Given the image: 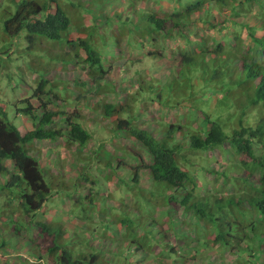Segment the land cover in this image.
I'll list each match as a JSON object with an SVG mask.
<instances>
[{
  "label": "rangeland",
  "instance_id": "rangeland-1",
  "mask_svg": "<svg viewBox=\"0 0 264 264\" xmlns=\"http://www.w3.org/2000/svg\"><path fill=\"white\" fill-rule=\"evenodd\" d=\"M19 1L21 0H0V109L6 114L11 125L21 133L27 128L31 129V119H27L28 123H26L20 120L21 115L16 114L18 109L23 108L18 101L25 99V95L30 94L31 88L38 84L42 70L47 71V75L42 78L50 80V83L55 86L54 91L59 92L58 94L68 103L75 105L74 96L79 90L66 91L65 87L72 88V79L83 76V72L80 68L73 67L70 60L73 52L68 55L66 48L74 45L66 41L76 42L80 39L102 53L103 64L106 68L110 66V74L106 75L104 80L111 83L115 90L103 93L106 89L99 90L97 86H94L89 95L81 101L82 104H86L85 100L93 99L91 103H101L96 106L89 103L91 110H86L84 106L81 107V119L83 120L81 123L90 135V141L86 144L85 150L81 148L76 152L79 147L68 148L61 140L50 144L44 152L45 148H37L43 152L38 162L46 177L51 176L53 180H51L52 188L48 184L50 199L46 202L45 208L41 213L36 212L35 216L30 217L34 222H43L39 215L44 212L49 214L50 217L46 216V221L50 223L62 218L64 227L71 231L69 234L71 237L68 239L72 241L69 245L71 243V248L77 255L85 257L98 250L102 252L101 256L104 258L100 257V259L106 264H128L129 260L124 261V259L130 258V254L134 252L130 253L131 249L127 247V243L133 240L135 235L124 233L125 228L119 229L121 220H129L133 230L141 228L142 225L151 224L152 228H155L153 234L159 235L154 236L155 240L163 237L164 228L166 234L172 232L167 229L166 222L162 220L161 215L168 208L165 202L161 201L159 194L147 199L148 204L145 201L144 205H136L140 192L144 196L148 195L146 191L158 192L153 188L155 183H152L148 174L142 170L138 174L139 182L131 184L132 171L125 167H118L117 163L125 160L130 166H136L139 158L131 151H136L144 158L147 156L139 143H132L126 130H116L118 133L113 135L109 120L102 117L100 110L102 102L114 104L113 120L114 118L126 119L130 122V128L146 130L157 138L164 134L163 123H170L173 120L182 127L180 130L182 133L188 131V128L199 130L201 126L205 127L206 124H201L202 120L198 111L212 116L210 120L220 121L228 136L237 127L242 112L245 113L243 116L245 121H248L250 116H256L257 120L262 118L264 108L261 103L241 109L238 97H232V100L229 98L220 100V97L211 94L215 91L214 85L218 83L203 80L206 79L210 70H207V74L206 71L202 73L200 67L202 55L199 47L209 43L207 38L211 37L210 35L217 40L222 35H227V31L231 29L230 26L220 36L217 31L224 25L223 21L229 17V12L211 13L213 25H215L213 32L211 30L208 32L207 24L197 20L198 22L190 24L184 30L185 35L190 39L188 44L181 39L176 43L172 40H164L166 44L160 41L154 45V48L151 46L153 41L150 40L153 38L150 35V24L146 23V18L150 13L157 17L162 15L160 13L170 15L174 9H177L175 0H61L60 3L67 17H70L72 21L70 31L63 34L61 41L50 40L46 37L36 38L33 47L29 50L30 44L26 40V31H22L15 38H10L3 33L2 29L3 21L7 18L2 17L6 15L7 8L14 9ZM252 16H246V18L251 19L249 20L251 25L258 27L260 22ZM201 17L203 19L202 15ZM175 35L173 33L174 37ZM158 39L163 40L161 37ZM140 41L143 42L142 47L137 45V43H142ZM178 49H182L180 53ZM160 50L163 52L161 57L147 55L149 52L155 53ZM186 51L188 53L195 51L198 68L190 69V66L183 65L174 73L175 61L178 60L180 54H186ZM67 59H69L68 62ZM139 85L141 88H138ZM120 107H123V111L117 114V109L120 110ZM62 108L63 106L60 109ZM58 126L56 129L64 132L65 126L62 123ZM94 131L101 133L96 136ZM221 148L191 156L193 169L191 170L190 166L188 168L197 180L198 188L192 194L191 204L194 203L195 206L191 209L190 217L193 221L198 220L211 227L197 233L194 238L189 237L192 243L195 239L206 238L208 232L214 235L223 227L226 228L223 224L216 225L210 224L206 219L199 220L198 216L203 211L206 215L214 217L215 221L224 215L227 218H234L237 222L231 227L254 224L257 228L255 229L256 238L258 237L257 232L264 229V216L247 204L239 207L225 204V209H217L216 196L231 193L230 185L221 188L227 182L226 175L222 171L227 170L230 178L237 176L235 169L232 168L235 163L231 161L232 153L228 148L224 152ZM63 161V165H60ZM183 166L187 167V165ZM242 176L247 177L245 173ZM255 178H258L256 172L253 176V179ZM45 181L48 183L49 178ZM237 183L248 191L251 186L255 185L252 181L242 178L238 179ZM12 190L18 194L23 192L21 188L16 191L14 188ZM167 191L163 190V192ZM0 193V229L4 231V234L0 233V236L6 238L13 246L11 249L8 248L5 254L7 259L15 262L16 256L22 253L14 248L17 235L12 237L10 232L15 230V234L19 233L21 236L26 234L27 224H23L26 218L22 207L18 205V200H14V197L12 199L13 195L10 196L9 190L1 187ZM204 193L207 195L204 196ZM211 203L212 207H210ZM173 207L177 209L176 204ZM64 214L70 215L63 216ZM178 220L179 215L172 218V224H176ZM161 225L164 228L161 229ZM218 227L221 229L219 230ZM99 228L100 233L96 232ZM169 229H172V225ZM135 232L140 234L139 230ZM181 232L184 231L181 230ZM191 236L193 237V234ZM33 237L37 236L33 235ZM80 240L83 241L80 242ZM201 244L200 242L198 246ZM91 246H95V249ZM143 250L145 251L146 248ZM258 252L261 255L259 248ZM3 253L0 252V254ZM236 253L241 259L236 264H261L258 260L243 262L242 250H237ZM222 254L226 259H221ZM72 255H74L73 252ZM178 256L190 260L184 254L178 253L176 257L160 259L156 257L155 262L150 259L144 264H156L157 261L158 264H177V259L182 263L185 262ZM208 256H204L203 259L198 257L194 261L190 260V263L208 264L209 261L210 264H235L237 259L217 249L210 252ZM136 258L133 256L132 260Z\"/></svg>",
  "mask_w": 264,
  "mask_h": 264
},
{
  "label": "trees",
  "instance_id": "trees-1",
  "mask_svg": "<svg viewBox=\"0 0 264 264\" xmlns=\"http://www.w3.org/2000/svg\"><path fill=\"white\" fill-rule=\"evenodd\" d=\"M60 1H19L14 9L7 8L6 15L4 14V17H2H7L2 24L3 33L10 38H15L22 31H26V40L30 44L29 50L33 47L36 38L46 37L50 40L61 41L63 34L70 31L72 21L70 17H67ZM175 2H177L179 8L170 15L161 13L160 17L153 14L147 16L146 23L150 24V27H148L153 38V40H150L153 41L151 45L154 46L159 37L163 40L171 39L174 43L181 39L188 44L190 39L185 35L184 30L192 24L190 22L191 17L207 24L206 30L213 32L215 25H213L211 13L221 12L225 14L224 12H229V17L223 21L224 25L219 26L220 28L217 31L220 36L230 26L231 29L227 31V35H222L219 40L210 35L211 37L207 38L209 43H206L205 47H201L199 50L202 55L200 65L202 73L206 71L207 74V70H210L206 79L203 80L218 83V85H214L215 91L211 94L220 97V100L227 98L232 100V97H238L241 109L256 106L258 103H261L264 108V26L256 27L251 25L249 21L251 19L243 18L250 14L252 10L255 11L257 16H261L264 12V1L261 4L259 0H193L192 3H181L182 0H175ZM237 19L241 21H237ZM173 33L176 34V37H173ZM66 42L74 45L70 47L74 52L70 58L73 67L80 68L83 72L81 78L72 79V88L65 87L66 91L79 90L74 101L75 105H71L58 94L59 92L54 91L55 86L49 80L42 78L44 75L42 72L41 79L33 88L31 96L18 101V104H22L23 108L18 109L16 114L21 115L20 118L31 119V129L21 133L9 123L6 114L0 109V175H8L7 185L2 186L0 183V188L3 187L9 190L10 196L13 195L12 199L14 197V200H18V205L22 207L26 218L23 224L27 222L34 225L39 232L38 243L35 246L39 250V261L41 262L36 264H106L102 260L104 258L100 252L93 251L94 253H89L85 257L75 254L76 252L71 248V243L69 245V242L72 241L68 239V237H71L69 236L70 232L64 227L62 218L55 219L56 223L54 221L48 224L40 221L34 222L30 217L35 216L38 211V213H41L45 208V203L50 199L48 184L52 188L51 180L53 179L51 176L46 177L38 160L30 154V152L34 153L35 151L29 152L28 145L42 141L54 144L57 140H61L68 148L75 146L79 147L78 150L81 148L85 150L86 144L90 141V135L81 123L83 120L81 119V107L79 105L82 103L80 102L89 95L94 86H97L99 90L106 89L105 93L115 91L112 84L104 80L105 76L110 74V66L106 68V65L103 64L102 53L92 48L88 42L80 39L76 42L72 40ZM137 45L142 47V44L137 43ZM194 52L179 55L173 66L174 73L183 65L190 66V69L192 67L198 68ZM162 53L160 50L147 55L161 57ZM138 88H141V86L139 85ZM62 106L63 108L60 109ZM85 109L91 110V107L88 106ZM100 110L102 116L109 120L113 135L117 134L119 130H126V134L132 143H139L147 156L144 158L136 151H131L135 156H138L139 165L130 166L125 160H120L117 163L118 167H125L132 171V184L138 183V172L141 170L147 171L152 183H155L153 188L157 189L158 192L150 193V191H146L147 196L142 195V192H140L136 205H144L147 199L159 194L169 208L161 216L167 224V229L172 233L166 234L165 228L161 225L160 228H164V231L162 230L163 237H158V240L154 239V236L158 234H153L151 224L142 225L141 228L133 230L129 220H121L119 229L125 228L124 233L135 235L133 240L127 243V247H130L136 254L143 253L142 255L147 256V258L152 257L154 261L156 257H159V259L171 258L176 257L178 253L184 254L191 261H194L198 259L196 257L199 254H204L205 251H210L214 249V246L220 245L217 250L228 252L236 257L235 264L241 261L237 256V250H242L243 262L258 260L261 264H264L263 239L258 240V247L253 245L252 241L258 238L248 235L250 227L248 226V228L247 225L241 224L239 227H231L232 224L237 222L234 218L228 219L224 215L215 221L214 217L206 215L203 211L198 216L199 220L206 219L210 224H223L226 228L223 227L219 231L221 228L218 227L219 232L212 234L211 238L203 241L204 244H201V246H198V239L194 240L197 245H190L192 239H189V234L178 231L173 226L172 229H169L178 208H183L184 212H189L195 206L194 203L191 204V200L192 194L198 188V185L194 175L190 173L193 169L191 167V156L219 147H222L223 152L227 147L231 149V161L235 162L232 168L235 169L237 176L230 178L228 176L229 172L227 170L223 171L227 181L225 185L231 184L234 189L231 195L222 197L224 203L217 202V209L225 208V204L234 207L247 204L264 216V116L259 120L256 116H250L248 118L250 122H248L244 120L245 113L242 112L237 127L228 136L220 121L210 120L212 116L210 117L205 112L198 111L202 120L201 124H206L207 127L201 126L199 130L188 128V131L182 133L180 132L182 127L173 120L170 123H163L164 134L162 137L157 138L146 130L136 127L130 128V122L126 119L114 118L113 120L112 115L115 114V107L110 103L103 104ZM122 111L123 107L120 110L117 109V114ZM60 123L65 126L64 132L56 129ZM7 161H11L13 165L9 172L6 166ZM183 165H187V167ZM188 166L191 167V170ZM255 172L258 178L253 179ZM243 173L247 175V180L255 184L250 187L249 191L237 183L238 179H245L242 176ZM47 178H49L48 183L45 181ZM13 188H21L23 192L19 195L12 190ZM26 188L29 191L28 193H24ZM164 189L168 191L163 192ZM146 203L148 204L147 201ZM174 204L177 205V209H174ZM66 215L70 214H64L63 216ZM39 216L45 217L46 214L43 212ZM227 220L229 221L226 222ZM190 225L188 224V227ZM183 226L182 224L177 228L182 229ZM98 230L100 228L96 229V232H99ZM137 230L140 231V234L135 232ZM252 231L250 228L251 233ZM3 242L4 239L0 236V248L3 247ZM207 243L210 244V248H207ZM258 248L261 255H259ZM72 252L74 255H72ZM132 256L130 254V258ZM204 256L208 255L204 254L200 259H203ZM130 258H125L124 261L129 260L128 264H143L144 262L140 259L132 260L131 258L130 260ZM178 258L185 262L182 263L177 259V264L179 262L181 264H191L188 258L182 259L180 256ZM158 263L157 261L156 264ZM210 263L208 261V264ZM3 264L7 263L4 261Z\"/></svg>",
  "mask_w": 264,
  "mask_h": 264
},
{
  "label": "clouds",
  "instance_id": "clouds-1",
  "mask_svg": "<svg viewBox=\"0 0 264 264\" xmlns=\"http://www.w3.org/2000/svg\"><path fill=\"white\" fill-rule=\"evenodd\" d=\"M263 1L264 0H260L259 1V3L261 4V3H263ZM192 3L193 2V0H182V2L181 3ZM176 6H177V9L179 8V6H178V4H177V2H176ZM264 8V7H263ZM130 9H131V6H130ZM144 10V9H143ZM175 10L176 9H174V12H175ZM140 11H141V9H140ZM145 11V10H144ZM147 13H149V11H146ZM152 13H150V15H151ZM161 14V13H160ZM154 15V14H153ZM250 15H253L252 17L253 18H256L259 22H260V25L258 26V27H263L264 26V12H262V14H261V16H257L256 14H255V11H251V13L250 14H248L247 16H250ZM156 16V15H155ZM158 17H160V15H158ZM196 18V17H195ZM243 18H246V16H244ZM191 21V23L193 24L194 22H198L197 20V18H196V20L194 19V17H193V20H192V17H191V19H190ZM241 21V20H240ZM196 24V23H195ZM175 34V33H174ZM174 37V36H173ZM175 37H176V35H175ZM160 41H162V43L163 44H166V43H164V40H158V42L157 43H160ZM169 41H171V39L169 40ZM173 41V40H172ZM140 42H142V41H140ZM139 44H142V46H143V42L142 43H139ZM159 45V44H158ZM151 46H153V45H151ZM197 46V45H196ZM198 47V46H197ZM203 47H205V45L203 46ZM155 48V47H154ZM199 48H201V47H199ZM66 50L68 51V55L70 54V53H72L73 51L70 49V47H67L66 48ZM200 50V49H199ZM198 51V50H197ZM149 53H151V52H149ZM73 54H74V52H73ZM153 57H158V56H154V55H152ZM69 60H67V62H68ZM61 64V63H60ZM42 72H43V76L42 77H45L46 75H47V71H43L42 70ZM44 79H46V80H48L47 78H44ZM50 81V80H49ZM55 81V80H54ZM63 82H64V80H62ZM34 88V87H33ZM33 88H31V90H30V94L28 95V94H26L25 95V99H27L28 97H30L31 96V94H32V90H33ZM102 92V91H101ZM103 93H105V92H103ZM108 95V94H107ZM103 96V95H102ZM75 99H76V97H77V94H75ZM24 100V99H23ZM92 100L93 99H88V101L87 100H85V103L86 104H81V105H79L80 107H82L83 105H84V107H88V105H89V103H91L92 102ZM16 102H17V100H15ZM75 101V100H74ZM81 103V102H80ZM108 104V103H110V102H106V101H104V102H102V104ZM93 106H96V105H98V104H101V103H97V104H93V103H91ZM110 104H112V103H110ZM113 106H114V104H112ZM115 107V106H114ZM91 109H92V107H91ZM103 117V116H102ZM20 120H24V121H26L27 119H23V118H20ZM26 123H28V121H26ZM24 127H26V126H24ZM28 129V128H27ZM27 129H25V130H23V133H24V131H26ZM95 132V134H96V136H98L99 135V133H101V132H99V131H94ZM98 132V133H97ZM89 142V141H88ZM35 144H38V146H34ZM50 144H52V143H50V142H33V143H31L30 145H28V148H30V150H29V152L30 151H32V150H34L35 152L34 153H31L30 152V154L33 156V157H35L37 160L39 159V156H41L42 155V153L50 146ZM137 144V143H136ZM39 147H42V148H45L44 150H43V152H41L40 150H38L37 148H39ZM229 150H230V152H231V149L229 148V147H227ZM226 148V149H227ZM222 149V148H221ZM226 149H225V151H226ZM78 150V149H77ZM223 150V149H222ZM87 151V150H86ZM140 162V161H139ZM63 163H64V161L63 162H61V164L60 165H63ZM40 165V164H39ZM118 165V164H117ZM137 165H139V163L137 164ZM136 165V166H137ZM6 166H7V169H8V172L9 171H11V169H12V162L11 161H7L6 162ZM41 167V166H40ZM42 169V168H41ZM142 171V170H141ZM145 171V170H144ZM188 171V170H187ZM209 171V170H208ZM140 172V171H139ZM139 172H138V174H139ZM146 172V174L148 173L147 171H145ZM189 172V171H188ZM223 172V171H222ZM190 173H191V171H190ZM149 175V174H148ZM147 175V176H148ZM139 176V175H138ZM6 177V178H5ZM235 177V176H234ZM7 178H8V175H6L5 174V176H1L0 177V183H1V185L2 186H5V185H7ZM148 178H150L149 176H148ZM245 179H247V177L245 178ZM132 180V179H131ZM151 180V179H150ZM152 181V180H151ZM138 182H139V180H138ZM131 184H132V181H131ZM230 186H231V184H229ZM224 186H228V184L227 185H223L221 188H223ZM233 187L231 186V193L230 194H227V195H231L232 193H233ZM15 191H16V189H14ZM17 190H19V189H17ZM23 191V190H22ZM29 191H27V188L26 189H24V193H28ZM207 195V193H204V196H206ZM0 196H1V193H0ZM222 196V195H221ZM220 195H218V196H216V198H217V200H216V204H217V202H223V200H222V197L224 198V196H222L221 197ZM237 197V196H236ZM161 198V201H164V199L162 198V197H160ZM71 201V200H70ZM218 203V204H219ZM224 203V202H223ZM46 204V203H45ZM166 204V203H165ZM90 205H92L91 204V202H90ZM167 206V205H166ZM171 205H169V207H170ZM210 207H212V203L210 204ZM167 208H168V206H167ZM171 208V207H170ZM169 209V208H168ZM223 209H225V208H223ZM179 210V211H178ZM178 210H177V212H176V215L173 217V218H175V217H177L178 215H179V220H178V222L176 223V224H172V226L173 227H175L178 231H184V233H186V234H189V236L191 237V238H194L195 236H196V233L197 232H202L203 230H208V229H210L211 227H208L207 225H205L203 222H198V221H193L192 219H191V217H190V214H191V210L189 211V212H184V210H183V208H178ZM167 211V210H166ZM39 212V211H38ZM225 213V212H224ZM181 215V216H180ZM46 216H49V214L48 213H46ZM46 216L45 217H41L42 218V220H43V223H50L49 221H46ZM50 217V216H49ZM228 219H232V218H228ZM185 223V224H184ZM27 224V229H28V231H27V233L26 234H24L23 236H21L19 233H17V234H15V230H13V231H11L10 232V234L12 235V237H14L15 235H17V241H16V243L14 244V248L18 251V252H20V253H22V254H18L17 256H16V260H15V262L13 261V260H10V259H7V256H6V254H5V251L8 249V248H13V246L11 245V244H9L8 243V240L6 239V238H3L4 239V242H3V247H1L0 248V252H4L3 254H0V263L1 264H3L4 263V261L7 263V264H36V263H40L41 261H39V258H40V253H39V250H37L36 249V246H37V243H38V239H39V232H38V230H37V228L34 226V225H30V224H28V223H26ZM184 225L183 226V228L182 229H178L177 228V226H179V225ZM188 224H191L189 227H188ZM198 224V225H197ZM187 227H186V226ZM247 225V227L249 226L253 231H252V233L250 232V228H249V232H248V234L250 235V236H255V229H257L256 228V226L254 225V224H246ZM66 228V227H65ZM67 229V228H66ZM68 231H69V229H67ZM152 230L153 231H155V228H152ZM189 230H192V231H189ZM69 232H71V231H69ZM1 233L2 234H4V231H2L1 230ZM74 233V232H73ZM191 234H193V237L191 236ZM257 234H258V239H254V241H252V244L253 245H256V247H258V244H259V242H258V240H260V239H263V243H264V229H261V230H259V232H257ZM33 235H36L37 237L35 238V237H33ZM211 236H212V233L211 232H208L207 233V237L205 238V237H203L202 239H198V241H199V243L201 242L202 244H204L203 243V241H205L206 239H208V238H211ZM261 237V238H260ZM76 240V239H75ZM84 240V239H83ZM83 240H80V242H82ZM88 243H90L89 241H88ZM35 244H36V246H35ZM193 244V243H192ZM206 244V243H205ZM89 246H90V244H88ZM194 245H197L196 244V242H194ZM193 245V246H194ZM79 246H81L80 244H79ZM207 248H210V244L209 243H207ZM220 246V245H219ZM219 246H214V249H211L210 251H205V253L204 254H206V255H208L210 252H214L217 248H219ZM91 247H95V246H91ZM39 249V248H38ZM95 249V248H94ZM96 252H100V253H102L101 251H96ZM132 252H134L133 250H131V253ZM227 253V255H230V256H232L230 253H228V252H226ZM143 254V253H142ZM142 254H136V253H132V255L133 256H136L137 258L136 259H134V260H143L144 262H143V264L146 262V260H150V259H152L153 261H154V259L152 258V257H148L147 258V256H145V255H142ZM204 254H199L196 258H200V257H203V255ZM225 254V253H224ZM224 254H222L221 255V259L223 260V259H226V257L224 256ZM190 255H192L191 253H190ZM132 256V257H133ZM131 257V258H132ZM233 258H236V257H234L233 256ZM264 258V257H263ZM42 259V258H41ZM207 260V259H206ZM156 261V260H155ZM154 261V262H155Z\"/></svg>",
  "mask_w": 264,
  "mask_h": 264
},
{
  "label": "crops",
  "instance_id": "crops-1",
  "mask_svg": "<svg viewBox=\"0 0 264 264\" xmlns=\"http://www.w3.org/2000/svg\"><path fill=\"white\" fill-rule=\"evenodd\" d=\"M99 99H102V98H99ZM34 146H38V144H35ZM56 146H54V148H55Z\"/></svg>",
  "mask_w": 264,
  "mask_h": 264
}]
</instances>
